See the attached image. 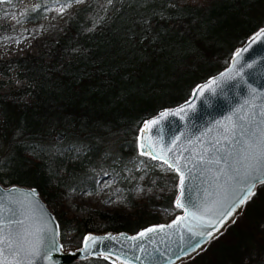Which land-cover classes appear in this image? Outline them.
<instances>
[{
    "label": "trees",
    "instance_id": "obj_1",
    "mask_svg": "<svg viewBox=\"0 0 264 264\" xmlns=\"http://www.w3.org/2000/svg\"><path fill=\"white\" fill-rule=\"evenodd\" d=\"M54 1L35 0L33 8H39H28L26 19L52 14ZM10 2L0 3V14ZM263 9L264 0H85L37 54L0 59V73L15 66L27 82L0 92V143L6 141L0 182L36 187L68 247L79 246L88 231L132 233L162 221V215L171 219L180 212L173 205L177 176L137 153L139 123L159 107L185 99L195 82L225 66L233 47L264 23ZM7 30L0 22V31ZM51 107L69 121L102 124L93 125L99 128L95 133L45 127ZM55 131L64 135L60 141ZM103 135L108 141L101 142ZM110 166L132 210L81 207L99 222L68 212L65 197L75 201L80 191L93 190L97 173ZM256 193L223 235L179 264H264V186ZM70 264L114 263L99 256Z\"/></svg>",
    "mask_w": 264,
    "mask_h": 264
},
{
    "label": "water",
    "instance_id": "obj_2",
    "mask_svg": "<svg viewBox=\"0 0 264 264\" xmlns=\"http://www.w3.org/2000/svg\"><path fill=\"white\" fill-rule=\"evenodd\" d=\"M261 28H264V23L233 47L225 66L195 82L185 99L169 106L159 107L154 113L140 121L136 134L137 153L141 152V143L155 147L158 152L171 147L172 152L169 155L175 157L182 153L181 162L182 164L187 163L189 158L203 154L205 149L210 148L216 140L220 139L222 128L217 122H225L228 117H232L234 121L236 116L245 109V101L252 103L256 111H259V106L264 104V41L251 44L250 47L249 45L250 38ZM245 48L248 50L242 51L239 57H235L237 51ZM249 64L252 65L251 68L247 66ZM222 73L225 74V77L234 78H221ZM214 78L219 81V86L212 85L213 91L198 90ZM252 89H255V93L251 91ZM254 95L255 99L253 100ZM181 108L184 110L180 111ZM165 112H174L175 115L160 119L161 113ZM151 120H159V123L142 133L141 129L144 128L145 122ZM53 135L57 141L64 137L59 131H55ZM177 137H179L178 140ZM170 141H175V143L172 144ZM211 156L212 154L209 153L207 158H211ZM146 157L151 159L149 156ZM213 167L216 166L213 165ZM188 168H193V163H188ZM175 174L177 181L173 198L174 206L176 196L179 194L177 187L179 175L176 172ZM185 174L187 175V170H185ZM192 175L196 178L189 180L188 198L185 200L186 207L178 208L180 212L171 219L147 224L132 233L126 230L88 231L82 236L80 245L77 247H65L64 243L60 241L57 220L49 205L39 195L36 187L16 183L4 185L0 182V201L4 203L6 209H11L7 215L12 221L10 225L12 231L19 232L21 236H24L25 233H36L42 238L45 236L51 238L55 234V240L60 250L48 252L42 244V258H37L33 264H70L77 259L99 256L103 258L108 256L107 261L114 264H168L170 260L172 264H177L189 258L182 257L177 260L173 255L176 250L173 243L175 234L178 231L182 232L183 229H178V226L174 225L172 228L166 227L161 231L158 226L170 225L178 216L182 217L188 211L195 212L196 209L192 206L204 198L206 194L204 190L213 191L211 174L199 176L194 170ZM33 190L35 195H31ZM238 211L241 212V210ZM17 221H22V223H16ZM183 223H187V221ZM148 228H157L158 230L148 233L143 238L131 239ZM41 229L43 231H38ZM86 236L95 238V243L87 251H82L85 247L84 237ZM35 238L34 236H25V239L28 240H35ZM141 249L146 250L151 256L146 258ZM160 253H163V256ZM194 255L195 253L192 254V257ZM136 256H140L141 259L136 260Z\"/></svg>",
    "mask_w": 264,
    "mask_h": 264
},
{
    "label": "snow or ice",
    "instance_id": "obj_3",
    "mask_svg": "<svg viewBox=\"0 0 264 264\" xmlns=\"http://www.w3.org/2000/svg\"><path fill=\"white\" fill-rule=\"evenodd\" d=\"M3 2L5 0H0V3ZM56 2L61 5L57 9V15H62L71 4L83 3L84 0H56ZM112 2L113 0H108L109 4ZM170 6L175 7V5ZM36 8H39V5ZM36 8H30L27 12H35ZM25 18H28L27 14L21 13L15 18V23L19 24ZM143 23L147 25L148 21L144 20ZM261 41H264V28H261L250 38L249 47L251 44ZM247 50L248 48L237 51L235 57H239L242 51ZM247 66L252 67L250 64ZM221 78L233 79L234 77H225V74L222 73ZM212 85L219 86V81L214 78L198 90L213 91ZM251 91L255 93V89ZM252 99H255V95ZM183 110V108L180 109V111ZM170 115H175V113H161L160 119ZM158 123L159 120L146 121L141 132L144 133L149 127ZM217 123L222 128L220 139L216 140L210 148L205 149L203 154L189 158L187 163L182 164V153L175 157L170 156L171 147L158 152L155 147L147 143L140 144V155L160 161L158 166L162 170L171 169L179 175L176 208L186 207L185 200L188 198L189 180L196 178L192 175L194 170L199 176L211 174L213 191L204 190L206 193L204 198L192 206L196 209L195 212L188 211L184 216H178L172 224L158 226L161 231L166 227L172 228L174 225L178 226V229H183L182 232L178 231L175 234L173 241L176 246L173 255L177 260L182 257L191 258L194 253L199 254L210 242L223 235L222 230L236 222V216L240 214L238 210H242L257 194L258 187L264 186V104H261L259 111H256L252 103L245 101V109L236 116L234 121L232 117H228L225 122L218 121ZM176 139L178 140L179 137ZM170 143L174 144L175 141H170ZM209 153L212 154L211 158H207ZM188 163H193V168L189 169ZM185 170H187V175ZM31 195H35L34 190ZM9 211L11 209H6L4 203L0 201V264H33L34 260L42 258V244L48 252L60 250L55 240V234L51 238L47 236L42 238L36 233H25L24 236H21L19 232L12 231L10 228L12 221L7 215ZM184 221L187 223H183ZM16 223H22V221ZM157 230V228H148L131 239L143 238L148 233ZM25 236L36 238L28 240L25 239ZM84 242L85 247L82 251H87L95 243V238L86 236ZM141 250L144 251L146 258L151 256L146 250ZM160 255L163 256V253ZM104 259L107 260L109 257L104 256ZM135 259L140 260L141 257L136 256ZM168 264H172V261L170 260Z\"/></svg>",
    "mask_w": 264,
    "mask_h": 264
},
{
    "label": "rangeland",
    "instance_id": "obj_4",
    "mask_svg": "<svg viewBox=\"0 0 264 264\" xmlns=\"http://www.w3.org/2000/svg\"><path fill=\"white\" fill-rule=\"evenodd\" d=\"M176 1L178 3H185L196 0ZM81 4L82 3H73L62 15H57V9L61 5L54 1L50 4V8L53 11L52 14H47L36 21H29L25 18L21 23L17 24L15 23V18L21 13H26L28 8H33L35 6V0H12L9 8L2 11L0 14V22L8 25L7 31H0V59H8L25 55L27 53L37 54L40 51L41 45H43L45 41L57 38L58 33L62 31L63 26L66 24L68 15H70L73 10ZM261 15H255V19L259 20ZM26 84V79L19 76L18 68L15 66L10 67L6 73H0V92H10L19 89ZM43 123L45 127L47 124L73 126L77 130V133L80 132V129L95 133L99 128H96L93 125L97 123L102 124L101 121H69L63 116L57 117L56 114H54L52 107L49 109L48 121H43ZM93 138L97 140L96 137ZM105 140L107 139L103 135L101 142ZM5 147L6 141L4 139V141L0 143L2 153ZM160 163L161 162L154 161V164L157 166ZM138 165L139 162H136L134 167H137ZM118 178L119 175L115 172L113 167L102 168V170L96 175L95 188L93 190L85 189L80 191L75 197L76 202L70 195L65 197L64 203L67 211L79 217L86 218L90 222H99V217L95 214H88V210L83 211L82 208L94 207L105 212H125L132 210V207L124 201L125 190L117 184ZM140 191V183H136L134 192L138 194ZM161 219L162 221L169 220L165 215H162ZM64 246L68 247L67 244H64Z\"/></svg>",
    "mask_w": 264,
    "mask_h": 264
},
{
    "label": "flooded vegetation",
    "instance_id": "obj_5",
    "mask_svg": "<svg viewBox=\"0 0 264 264\" xmlns=\"http://www.w3.org/2000/svg\"><path fill=\"white\" fill-rule=\"evenodd\" d=\"M12 184V183H11ZM17 184V183H16ZM28 186V185H27Z\"/></svg>",
    "mask_w": 264,
    "mask_h": 264
}]
</instances>
